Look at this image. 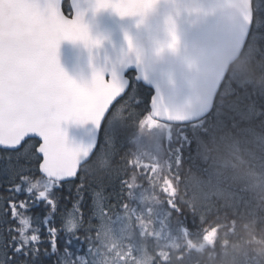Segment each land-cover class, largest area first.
Returning a JSON list of instances; mask_svg holds the SVG:
<instances>
[{
  "label": "trees",
  "instance_id": "obj_1",
  "mask_svg": "<svg viewBox=\"0 0 264 264\" xmlns=\"http://www.w3.org/2000/svg\"><path fill=\"white\" fill-rule=\"evenodd\" d=\"M63 10L69 12L66 3ZM252 10L244 49L201 121L146 134L152 92L128 74V98L106 119L95 160L83 167L97 190L86 219H73L82 244L69 250L76 257L72 264H93L77 262L87 250L88 257L101 259L108 241H102L98 217L111 227L110 218L125 207L128 231L136 232L138 221L146 226L139 245L149 250L152 264H206V255L223 260L245 225L264 239V0H252ZM151 139L160 145L140 143ZM207 233L210 244L201 252ZM233 258L260 264L253 254Z\"/></svg>",
  "mask_w": 264,
  "mask_h": 264
},
{
  "label": "snow or ice",
  "instance_id": "obj_2",
  "mask_svg": "<svg viewBox=\"0 0 264 264\" xmlns=\"http://www.w3.org/2000/svg\"><path fill=\"white\" fill-rule=\"evenodd\" d=\"M96 7L123 16L143 14L153 4L96 0ZM70 9L63 10V0H0V264L76 259L69 250L82 244L81 233L69 225L91 211L97 189L83 165L95 154L67 146L60 125L76 120L100 129L130 92L114 72L109 79L94 73L85 86L60 69L61 40L89 48L100 43L73 16V0ZM175 42L173 35L170 47Z\"/></svg>",
  "mask_w": 264,
  "mask_h": 264
},
{
  "label": "water",
  "instance_id": "obj_3",
  "mask_svg": "<svg viewBox=\"0 0 264 264\" xmlns=\"http://www.w3.org/2000/svg\"><path fill=\"white\" fill-rule=\"evenodd\" d=\"M63 2L70 9V0ZM127 2L153 7L122 16L111 8L97 10L96 0H73V16L79 15L100 43L89 48L80 41L61 40L56 51L60 69L85 86L100 72L106 79L114 72L130 85L127 74L132 73L136 84L152 91L149 119L171 126L201 121L212 111L230 66L246 44L252 0ZM60 127L67 146L95 152L102 128L76 120L63 121Z\"/></svg>",
  "mask_w": 264,
  "mask_h": 264
},
{
  "label": "rangeland",
  "instance_id": "obj_4",
  "mask_svg": "<svg viewBox=\"0 0 264 264\" xmlns=\"http://www.w3.org/2000/svg\"><path fill=\"white\" fill-rule=\"evenodd\" d=\"M157 131H158V129H155V128H151L149 130L147 129L146 134L153 135L154 132H157ZM140 143L142 145H147L150 147H156V146L160 145V142L158 139H151L148 142L140 141ZM129 209H130V207H125L122 210L120 215L118 213V215H116V217L110 218L111 227L109 225H107L106 218H104L103 215H100L98 217L100 225H101L102 238L105 239V241H107L108 237H109L110 242H112V240L116 238L115 241L112 243V246L114 247V249L112 251H110L109 253H107L109 255L104 256V257H107L108 259L103 261L102 264H152L151 256H149V250L143 251L142 245L141 246L139 245L140 240L143 239V236L145 234V228H146L145 224L141 220H140L141 223L138 221V229L136 232H133L131 230L128 231L129 236L132 239H134L135 245H138L137 250L139 251V253L132 254L130 249L129 250L125 249L122 246V245H125L126 239L123 238L124 235L122 237L120 236V235L124 234L125 231L123 230L122 226H120L119 220H120V217L127 219V220L130 218V216L127 214V211ZM141 219H143V218H141ZM71 228H72V231L75 230V227H71ZM133 228H135V227H133ZM207 238H209L208 233L204 237V241L205 242L207 241V245H209L210 240L208 241ZM132 248L136 249L134 246H132ZM110 249H111L110 243H108L103 248V250H105V251H108ZM88 260L90 263H95L97 258L93 256V257L89 258ZM80 262H82V261H80Z\"/></svg>",
  "mask_w": 264,
  "mask_h": 264
},
{
  "label": "clouds",
  "instance_id": "obj_5",
  "mask_svg": "<svg viewBox=\"0 0 264 264\" xmlns=\"http://www.w3.org/2000/svg\"><path fill=\"white\" fill-rule=\"evenodd\" d=\"M245 178L254 180V177L251 175ZM193 179L196 178L193 177ZM261 198L264 199V193L261 194ZM208 247L209 246L205 244L200 251L204 252V250ZM248 254H253L258 259L260 264H264V239H256L253 228L250 225H245L240 241L230 246L225 259L217 261L211 258L210 255H206L205 260L206 264H236V260L233 257L246 256Z\"/></svg>",
  "mask_w": 264,
  "mask_h": 264
},
{
  "label": "flooded vegetation",
  "instance_id": "obj_6",
  "mask_svg": "<svg viewBox=\"0 0 264 264\" xmlns=\"http://www.w3.org/2000/svg\"><path fill=\"white\" fill-rule=\"evenodd\" d=\"M93 237H94V235H92L90 238L88 237L87 239L90 240V239H92ZM101 238H102V237H101ZM102 239H103V238H102ZM87 251H88V250H87ZM87 251H86V253L83 254L82 257L79 258V260L77 259V262L82 261V263H90L89 260H88L90 257H88ZM106 252H107V251H105L103 254H101V259L98 260V258H97L96 262L93 263V264H96V263H97V264H102L103 261H105L106 259H108L107 257H104V256L106 255ZM98 261H99V262H98ZM72 262L76 263L75 260L72 261Z\"/></svg>",
  "mask_w": 264,
  "mask_h": 264
}]
</instances>
